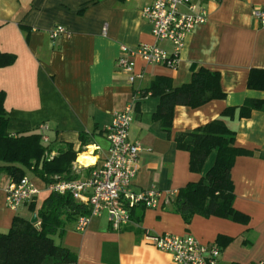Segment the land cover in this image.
<instances>
[{
  "label": "crops",
  "instance_id": "obj_1",
  "mask_svg": "<svg viewBox=\"0 0 264 264\" xmlns=\"http://www.w3.org/2000/svg\"><path fill=\"white\" fill-rule=\"evenodd\" d=\"M194 1L207 9L208 20L187 34L177 67L137 56L133 71L140 76L130 83L117 63L122 44L173 50L168 41L156 43L143 17V8L153 0H0V52L16 55L13 64L0 66V90L6 92L11 117L29 121L49 140L72 142L80 150L77 165L94 157L92 167L108 154L106 131L113 114L136 100L130 138L142 151L131 189L157 186L160 207L145 208L140 222L122 230H114L106 216L93 218L85 231L76 230V221L68 223L55 240L77 253V264H175L169 253L147 243L146 231L191 234L202 243L231 237L228 244H218V264H264V110H253L246 118L238 111L234 117L222 115L246 99L264 100V91L247 86L250 70L264 68V25L253 16L255 8H264V0ZM55 26H64L69 35L51 38ZM200 67L220 72L226 96L198 108L176 106L169 134L152 118L159 99L143 92L161 76L169 77L173 86L188 83ZM217 118L236 132L237 145L251 152L238 156L231 170L234 208L249 221L195 215L186 223L172 202L180 188L202 175L190 170V154L176 147L175 136ZM82 132L90 144H81ZM213 160L211 155L206 167ZM10 181L0 174V232L9 230L16 214L31 215L27 205L17 211L7 206ZM40 194L39 203L45 197Z\"/></svg>",
  "mask_w": 264,
  "mask_h": 264
},
{
  "label": "trees",
  "instance_id": "obj_2",
  "mask_svg": "<svg viewBox=\"0 0 264 264\" xmlns=\"http://www.w3.org/2000/svg\"><path fill=\"white\" fill-rule=\"evenodd\" d=\"M15 60V54L0 52V66L11 65ZM247 86L264 91V68L250 70ZM143 94L159 99L152 118L169 134L176 106L198 108L226 96L220 72L206 67L194 70L191 80L179 86H173L169 77H157ZM5 100L6 92L0 90V174L17 182L23 177L32 179L30 174H34L45 184L79 178L75 163L80 150L72 142L43 141L42 133L34 131L29 121L10 116ZM253 110H264V100L246 99L241 106L227 107L222 115L234 117L238 111L239 117L246 118ZM80 141L82 145H88L91 138L82 132ZM175 144L189 152L190 170L202 177L178 190L172 202L174 211L186 223H190L195 215L247 223L249 217L234 208L231 170L238 156L251 152L237 145L236 132L223 119L217 118L178 133ZM211 155L214 156L213 163L206 167ZM36 199L27 204L29 217L16 214L9 230L0 232V264H77V253L57 243L55 236L64 235L68 223L76 221L79 215L89 214L90 210L75 201L70 193L50 192L41 203ZM144 209L143 204L133 208L132 219L140 222ZM34 213L38 217L37 223L31 222ZM232 240L220 236L218 244L226 245Z\"/></svg>",
  "mask_w": 264,
  "mask_h": 264
},
{
  "label": "built area",
  "instance_id": "obj_3",
  "mask_svg": "<svg viewBox=\"0 0 264 264\" xmlns=\"http://www.w3.org/2000/svg\"><path fill=\"white\" fill-rule=\"evenodd\" d=\"M142 14L151 24L156 43L168 41L173 45V50H165L157 44H142L137 48L122 44L117 63L128 73L130 83L140 76L133 71L137 56L149 63L177 67L187 34L208 20L207 9L194 0H153L143 8ZM253 16L264 25V8H255ZM62 34L69 35L64 26H55L50 30L53 39ZM135 103L136 100H132L123 110L113 114L106 131L108 154L100 165L90 167L75 163L77 173L87 167L91 168L89 173L75 180L46 184V190L70 193L75 201L90 210L89 214L79 215L76 219L77 231H85L93 218L101 216H106L114 230H122L134 224L132 210L139 204L145 205V208L160 207L162 193L157 186L152 185L139 192L131 189L138 173L137 164L142 151L141 144L130 138ZM42 140L50 141L45 135ZM40 192L29 177H23L19 182L11 180L6 188L7 206L17 211L34 201ZM144 238L148 244L169 253L175 264H218L221 255V247L217 243H202L191 234H157L146 231Z\"/></svg>",
  "mask_w": 264,
  "mask_h": 264
},
{
  "label": "rangeland",
  "instance_id": "obj_4",
  "mask_svg": "<svg viewBox=\"0 0 264 264\" xmlns=\"http://www.w3.org/2000/svg\"><path fill=\"white\" fill-rule=\"evenodd\" d=\"M30 177L32 178L35 185L41 190V192H40L41 194H40L39 198L42 199L44 196H47L50 193V191L46 190V188H45L46 184L38 176H36L34 174L33 175L30 174Z\"/></svg>",
  "mask_w": 264,
  "mask_h": 264
},
{
  "label": "bare ground",
  "instance_id": "obj_5",
  "mask_svg": "<svg viewBox=\"0 0 264 264\" xmlns=\"http://www.w3.org/2000/svg\"><path fill=\"white\" fill-rule=\"evenodd\" d=\"M80 160V159H79ZM82 162H85L86 163V165H90V164H93L94 163V161H96V159L94 158V157H84V159L83 160H81ZM89 161H91V162H89Z\"/></svg>",
  "mask_w": 264,
  "mask_h": 264
},
{
  "label": "water",
  "instance_id": "obj_6",
  "mask_svg": "<svg viewBox=\"0 0 264 264\" xmlns=\"http://www.w3.org/2000/svg\"><path fill=\"white\" fill-rule=\"evenodd\" d=\"M37 220H38L37 214L34 213L33 216H32V218H31V222L32 223H37Z\"/></svg>",
  "mask_w": 264,
  "mask_h": 264
}]
</instances>
